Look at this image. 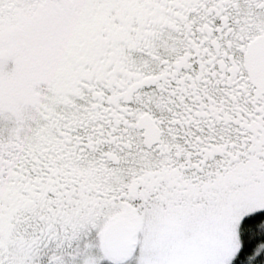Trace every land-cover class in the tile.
<instances>
[{
	"label": "snow or ice",
	"instance_id": "1",
	"mask_svg": "<svg viewBox=\"0 0 264 264\" xmlns=\"http://www.w3.org/2000/svg\"><path fill=\"white\" fill-rule=\"evenodd\" d=\"M0 264H264V0H0Z\"/></svg>",
	"mask_w": 264,
	"mask_h": 264
}]
</instances>
